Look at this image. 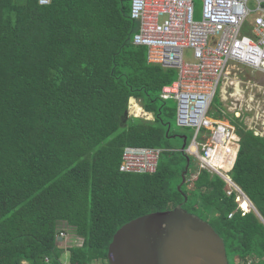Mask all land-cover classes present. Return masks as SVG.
I'll list each match as a JSON object with an SVG mask.
<instances>
[{
  "label": "trees",
  "instance_id": "1",
  "mask_svg": "<svg viewBox=\"0 0 264 264\" xmlns=\"http://www.w3.org/2000/svg\"><path fill=\"white\" fill-rule=\"evenodd\" d=\"M137 30L126 0H0V264H63L61 231L82 239L69 264L107 262L120 226L178 204L213 227L234 264L250 254L264 264V137L231 122L228 174L256 210L242 214L203 168L186 189L192 158L169 145L175 107L160 97L177 72L147 61ZM131 97L153 118L129 116ZM126 146L170 150L153 173L123 172Z\"/></svg>",
  "mask_w": 264,
  "mask_h": 264
},
{
  "label": "built area",
  "instance_id": "2",
  "mask_svg": "<svg viewBox=\"0 0 264 264\" xmlns=\"http://www.w3.org/2000/svg\"><path fill=\"white\" fill-rule=\"evenodd\" d=\"M50 1L38 0L41 5ZM249 1L202 0L200 20L193 17L194 0H131L130 5V17L138 23L133 44L147 48L148 62L177 70V79L162 86L160 97L175 101L179 126L194 129L193 148L190 145L186 152L200 167L222 176L229 185L227 193L236 191V199L244 195L224 171L232 166L239 138L232 126L207 113L231 65L264 74V0H252L253 7ZM163 152L126 146L120 170L153 173ZM63 236L61 231L57 237ZM242 264L255 263L246 258Z\"/></svg>",
  "mask_w": 264,
  "mask_h": 264
},
{
  "label": "water",
  "instance_id": "3",
  "mask_svg": "<svg viewBox=\"0 0 264 264\" xmlns=\"http://www.w3.org/2000/svg\"><path fill=\"white\" fill-rule=\"evenodd\" d=\"M251 206L254 208L252 203ZM106 261L107 264H230L223 239L206 220L187 212L181 204L138 216L120 226L109 242Z\"/></svg>",
  "mask_w": 264,
  "mask_h": 264
},
{
  "label": "rangeland",
  "instance_id": "4",
  "mask_svg": "<svg viewBox=\"0 0 264 264\" xmlns=\"http://www.w3.org/2000/svg\"><path fill=\"white\" fill-rule=\"evenodd\" d=\"M127 5H131V0H126ZM201 6L202 0H194V13L193 17L195 20L201 19ZM219 101L217 104L214 100L211 103L210 109L214 112L221 110L223 112L222 121L226 124L232 125L234 121L239 125L251 129L255 134L264 137V74L259 71H253L250 68L244 66L231 65L229 70L222 77L219 89H218ZM167 104L175 107V101L172 98L165 99ZM137 104L140 105L138 100ZM134 102L129 106L128 100V115L137 116L145 119H152L151 113L143 114L140 112L137 114L133 109ZM238 117L236 120L235 118ZM172 129L177 132L178 136H172L168 139L169 145L180 149L183 146L184 137L188 134L186 145L189 144L192 137L193 128L181 127L176 123V116L174 115L169 118ZM234 126V125H233ZM235 127V126H234ZM182 136V137H180ZM192 161L190 164V176L189 183L186 189L193 184L195 178L199 173L200 162L197 158L191 157ZM232 169V168H231ZM230 169V170H231ZM221 172H223L221 170ZM230 172V171H229ZM228 172V173H229ZM225 174V173H224ZM225 176V175H224ZM241 199L243 197H240ZM239 199V200H241ZM246 204V203H245ZM247 206V204H246ZM242 207V206H241ZM246 209H249L248 207ZM82 242V239L76 236L74 233H67L63 239H58V244L62 245L63 253L61 254V260L63 264H69V246H78ZM229 263L234 264L232 255H229ZM104 260H94L90 264H105Z\"/></svg>",
  "mask_w": 264,
  "mask_h": 264
},
{
  "label": "clouds",
  "instance_id": "5",
  "mask_svg": "<svg viewBox=\"0 0 264 264\" xmlns=\"http://www.w3.org/2000/svg\"><path fill=\"white\" fill-rule=\"evenodd\" d=\"M253 4H254V2L252 1V0H250L249 2H248V5L250 6V7H253ZM175 70V69H174ZM252 70V69H251ZM176 72H177V70H175ZM253 71H255V70H253ZM176 79H177V77H176ZM175 79V80H176ZM175 80H173V81H175ZM172 81V82H173ZM170 84V83H169ZM166 85V84H165ZM130 100V99H129ZM213 100H214V98H213ZM129 107V106H128ZM210 107H211V104H210ZM209 111H210V108H209V110H208V113H209ZM207 113V115H208V117H210L211 119H213V120H220V121H222V119H215V118H213V117H211L209 114ZM223 122V121H222ZM230 126H232L233 128H234V130H235V127L233 126V125H230ZM235 133H236V130H235ZM237 134V133H236ZM193 135H194V130H193V132H192V134H191V137H192V139H191V141L189 142V144H187L186 145V137L184 136L183 137V139H184V142H185V147L184 148H180L179 150L180 151H183V152H185L186 154H188L187 152H186V149L187 148H189V146L191 145V148H193V146H192V143H193ZM238 136V135H237ZM238 138H239V136H238ZM198 143L199 142H201L200 141V139H198V140H196ZM197 146H198V148H200V145L199 144H196ZM157 148H162V147H157ZM162 149H164V151H167V150H170V149H168V148H162ZM238 149H239V147H238ZM188 155H190L191 157H194L192 154H188ZM236 156H237V153H236ZM236 156H235V158H234V160H233V163H232V166H231V168L233 167V165H234V162H235V159H236ZM202 168V167H201ZM200 168V169H201ZM230 168V169H231ZM203 169H206V170H208V171H210V172H214V171H211V170H209V169H207V168H203ZM230 169L229 170H227V171H224V173L230 178V176H229V174H228V172L230 171ZM214 173H216V172H214ZM216 174H218V173H216ZM219 175V174H218ZM220 176V175H219ZM221 178H222V176H220ZM223 179V178H222ZM231 179V178H230ZM224 180V179H223ZM225 181V180H224ZM232 181V180H231ZM226 182V181H225ZM233 182V181H232ZM227 183V182H226ZM234 183V182H233ZM235 184V183H234ZM236 185V184H235ZM229 186V185H228ZM238 186V185H237ZM238 188L240 189V187L238 186ZM228 190H229V188H228ZM241 190V189H240ZM232 192V191H231ZM235 193H236V191H234ZM241 192L243 193V195L244 196H241V197H245L247 200H248V202H249V206H250V208H253L252 206H251V201H249V199H248V197L245 195V193L241 190ZM236 196H237V193H236ZM239 199H241V198H239ZM239 199H236V197H235V200L237 201V203L239 204V208L242 210V212L244 211L243 210V208L241 207V204H240V202H239ZM251 202V203H250ZM244 213H245V211H244ZM106 264H107V262H106Z\"/></svg>",
  "mask_w": 264,
  "mask_h": 264
},
{
  "label": "crops",
  "instance_id": "6",
  "mask_svg": "<svg viewBox=\"0 0 264 264\" xmlns=\"http://www.w3.org/2000/svg\"><path fill=\"white\" fill-rule=\"evenodd\" d=\"M137 99H135V98H130V101H129V106H130V104L131 103H135V104H133V109L135 110V112H136V109L134 108V105L138 108V109H140V112H142L143 114H148V112H145L144 110H143V108L142 107H140L138 104H137V101H136ZM133 101V102H132ZM141 105V104H140ZM139 112V113H140ZM139 113H137V114H139ZM183 138V137H182ZM182 148V147H181ZM246 205V204H245ZM249 209H243L245 212H247L248 210H250L251 208H250V206L248 207ZM252 209H254V210H256L255 209V207L254 208H252ZM261 219V218H260ZM260 221H262V222H264L262 219L260 220ZM254 253V252H253ZM247 258H250V259H252L253 261H254V263L255 264H261V258H259L256 254H250V256H248ZM23 264H25V262L23 263ZM235 264H237V263H235Z\"/></svg>",
  "mask_w": 264,
  "mask_h": 264
},
{
  "label": "bare ground",
  "instance_id": "7",
  "mask_svg": "<svg viewBox=\"0 0 264 264\" xmlns=\"http://www.w3.org/2000/svg\"><path fill=\"white\" fill-rule=\"evenodd\" d=\"M133 102V101H132ZM134 108L136 109V112L137 113H139L140 112V109H138L135 105H134ZM244 202V203H246L247 204V207H249V202H248V200L244 197V198H242L241 200H239V202ZM244 209V208H243Z\"/></svg>",
  "mask_w": 264,
  "mask_h": 264
}]
</instances>
